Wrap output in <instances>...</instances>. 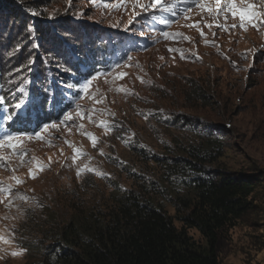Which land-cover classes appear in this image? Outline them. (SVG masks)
<instances>
[{"label":"rangeland","instance_id":"rangeland-1","mask_svg":"<svg viewBox=\"0 0 264 264\" xmlns=\"http://www.w3.org/2000/svg\"><path fill=\"white\" fill-rule=\"evenodd\" d=\"M48 1L40 9L45 24L70 22L67 30L61 29L69 34L58 32V52L55 45H42L34 33L18 42L17 28L0 38V138L8 132L6 116L12 112L22 116L29 107L39 113L35 97L49 87L67 106L58 117L39 114L45 119L41 126L33 129L29 123L26 132L14 134L24 137L27 154L23 157L0 149L9 164L0 168V184L26 198L0 195V264H28L52 244L50 236L61 227L79 215L85 220L92 213L108 211L118 189L119 193L138 192L145 184L143 195L162 208L179 230L206 245L204 235L185 224L189 210L179 203L187 198V205H193L194 193L169 172L170 167L152 158L170 161L182 149L199 148L191 128L212 129L218 133L221 150L215 165L209 160L202 164L207 172L220 171L222 178L264 177V28L257 30L246 22L245 31L239 27V16L225 13L227 20L217 18L191 6L189 0H167L171 12L136 9L139 15L133 13L131 2L116 10L122 0ZM206 2L211 6L215 0ZM249 2L257 11L264 9V0ZM164 32L177 35L165 38ZM100 44L109 56L105 67L92 75L98 78L89 89L94 98H89L81 91L87 76L75 78L70 73L75 66L85 65V55ZM122 73L126 75L120 78ZM194 85L207 96V106L192 103ZM4 100L11 104L8 111L2 106ZM68 112L74 119L67 125L42 132ZM173 119L185 122L176 125ZM101 122L109 126L108 131L98 126ZM38 132L51 137L54 146L35 139ZM83 133L95 137V147ZM74 149L84 155H76ZM16 179L23 183L17 184ZM249 202L253 204L250 214L219 233L221 264H264V185ZM13 252L22 254L13 256Z\"/></svg>","mask_w":264,"mask_h":264},{"label":"trees","instance_id":"trees-1","mask_svg":"<svg viewBox=\"0 0 264 264\" xmlns=\"http://www.w3.org/2000/svg\"><path fill=\"white\" fill-rule=\"evenodd\" d=\"M48 2L0 0V38L17 28L21 36H18V42L34 33L42 45H55L58 52L61 47V42L57 41L58 32L64 27L67 30L70 22L66 21L64 26L50 27L45 24L46 18L40 9ZM105 48L100 44L98 48L90 50L85 60L89 62L91 59V63L81 64L85 67L87 64L90 68L80 71L75 66L70 75L80 78L89 72L91 76L87 78L92 77L100 66H105L104 57L108 55ZM194 86L192 103L201 102L207 106L208 99L201 95L202 88ZM43 112L46 113L45 109ZM173 122L181 125L180 122L184 123L185 119H173ZM191 126L194 125L191 123ZM191 130L199 148L182 149L171 162L165 158L153 157L152 160L160 166L164 165V168L170 167L169 172L181 183L187 184L194 193L193 205H187V198L179 199V203L189 210V215L184 219L185 224L198 229L206 238V245L196 243L185 229L179 230L162 208L143 195L145 184L139 187L138 192L119 193L118 189V196H113L114 204L108 211L92 213L85 220L79 215V219H73L61 227L54 236H50L52 244L44 245L45 249L30 258L32 261L28 264H221L217 250L219 233L250 214L253 204L249 199L264 185V177L260 174H239L222 178L220 171L215 175L210 174L202 164L206 160L212 165L217 163V154L221 150L218 133L212 129L203 132L193 127ZM139 180L144 181L136 179L135 182L139 183ZM25 247L31 252L28 245Z\"/></svg>","mask_w":264,"mask_h":264},{"label":"snow or ice","instance_id":"snow-or-ice-1","mask_svg":"<svg viewBox=\"0 0 264 264\" xmlns=\"http://www.w3.org/2000/svg\"><path fill=\"white\" fill-rule=\"evenodd\" d=\"M93 3H95V0H92ZM131 2L132 11L135 15H139V12L136 11V9H140L141 11H148L150 9L154 10L159 8L161 11H172V7H169L167 5V0H149L148 3H143L142 0H122V3H119L116 5V10H119L120 7H127V4ZM191 6L199 7L202 10H206L209 14H215L217 18L224 16V19L227 20L228 16L224 15L225 13L230 14L232 17L239 16L240 24L239 27L241 29H244L247 31L246 28V22L250 24L253 28H256L259 30L260 28H264V9L257 11L256 5L254 3L249 2V0H215L214 5H209V3L206 2V0H189ZM107 7V5H105ZM191 11V7L184 9V13ZM187 18V17H185ZM167 23V21H165ZM220 26V25H217ZM208 27H211V25H208ZM232 27H236L235 24L232 25ZM165 38H174L177 34H169L168 32L162 33ZM201 36H203V32H201ZM187 39V38H186ZM131 59V58H129ZM119 66V65H118ZM109 73H104L102 75H108ZM123 75H126V73L120 74V78H123ZM98 77L93 76L91 79H85L81 91L89 96V98L92 97V94L90 93L89 89L92 86V83L94 80H96ZM143 83V80L141 81ZM83 98V97H81ZM96 103H100L99 99H96ZM76 115L80 116V106L77 104L76 106ZM84 118V117H81ZM89 120H91V116L87 117ZM74 119L73 113L68 112L65 114L64 119L59 121L58 123L52 124L50 126H45V128L42 130V132L47 133L49 131V128L59 130L60 125H67L69 121H72ZM99 127H103L105 131L109 130V126L101 122ZM79 127H83V125H79ZM84 135L88 136L89 139L92 140L93 146L95 147L96 139L93 137L90 133H83ZM35 139H41L44 140L46 143L49 144V146H54L51 144V137H45L41 133H35L34 134ZM24 137L19 135H14L10 132H6L2 138H0V149H7L11 152L12 155H15L16 157H23L27 154V150L23 148V141ZM68 143L67 141H65ZM71 146V145H70ZM74 153L76 155H84L83 153L78 152V150L74 149ZM76 155L73 156V162L76 160ZM103 155V153H101ZM8 158L4 155H0V168H8L9 164L7 162ZM37 168L39 170H43L42 166L37 164ZM89 171H94L92 169H88ZM81 173L78 170L77 176H79ZM30 175L32 173L30 172ZM102 175V174H101ZM32 178H35L34 175H32ZM15 179V177H14ZM17 184L23 183V181L16 179ZM0 195H7V196H15L20 199H26L23 196H20L19 193H16L13 191L11 186H5L3 184H0ZM12 201L9 200V205H11ZM22 253L13 252V256L21 255Z\"/></svg>","mask_w":264,"mask_h":264}]
</instances>
